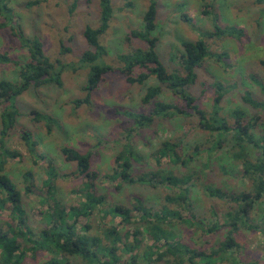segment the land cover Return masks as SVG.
<instances>
[{"label":"rangeland","instance_id":"obj_1","mask_svg":"<svg viewBox=\"0 0 264 264\" xmlns=\"http://www.w3.org/2000/svg\"><path fill=\"white\" fill-rule=\"evenodd\" d=\"M74 1L13 0L11 3L13 25L19 26L28 38H39L45 54L65 66L62 88L46 86L25 92L18 98L21 116L6 138L5 148L0 145V167L22 194L26 225L34 233L33 239L49 226L46 217L53 209L62 207L67 212L73 208L81 209L88 193L92 192L96 196H104L106 203L100 208L102 210L96 208L90 216L77 218V229L83 234L100 237L104 245L112 246L106 234L115 228L121 238L117 252L120 264L130 260V253L121 251L125 242L135 246L132 255L137 256L139 264H164L156 262V259L158 253L167 250L166 247L163 243L155 245L137 224L140 213L134 207L141 202L155 211L167 208L189 217L185 205L170 200L177 197L179 189L169 188L154 177L155 172L167 170L174 176L193 177L189 184L192 186L189 201L191 212L196 217V224L175 217L172 219L175 226L170 229L184 242L210 254L225 240L230 230L225 225L226 215L236 205L208 196L205 186L228 192L253 189V182L243 172L242 161L234 156L233 143L227 139L222 147L209 151L215 143V136L200 126V118L196 114L188 118H156L146 128L134 127L128 113L150 115L154 109L153 103H143L148 88L158 84L154 78L142 85L129 84L123 74L113 72L101 83L90 104L76 107L74 101L85 98L83 89L88 77V69L81 68L79 63L82 54L89 49L84 31L88 25L98 26L101 8L100 0H78L76 6ZM111 1L113 18L102 39L108 55L103 60L119 69L123 65L117 58L118 54L146 46L138 39L129 40L127 37L132 30L142 29L151 0ZM154 1L159 11L157 51L168 71L182 72L183 42L203 39L208 45L212 56L198 70L199 78L190 90L208 116L214 112L216 92L213 84L216 83L225 87L220 116L226 118L231 126L235 123L231 113L236 108L247 109L251 116H261V112H253L243 103L242 96L250 91L254 98L264 100L260 86L252 81V76H255L259 83L264 84V0ZM184 16L189 20L186 21ZM4 23L5 18L0 17V52L8 53L14 60H25L27 50L21 48L9 23V26H1ZM216 26L221 29L237 27L244 31V37L237 40L215 35ZM64 48L70 51L61 54ZM18 71L19 68L12 63L0 64V79L15 81ZM157 101L181 103L165 87ZM5 107L0 103V131ZM32 111L53 119L50 132L44 121L33 120ZM24 133L36 142L32 150L23 139ZM257 137H264V127L257 129ZM166 141L179 145L176 151L184 162L176 163L168 157H161L159 164L158 151ZM63 147L92 154L91 171L96 175L92 189L88 188L92 180L80 174L76 163L65 160L61 152ZM193 150L198 151V156L186 162ZM249 150V158L255 161L257 152ZM129 151L137 156V160L130 159L132 177L137 180L147 175L153 184H127L116 176L121 163L117 158ZM3 198L4 194L0 192V199ZM113 206L130 209L132 225L126 226L121 217L106 214ZM8 222L14 227L18 224L11 217L10 204L0 208V223ZM248 222L235 234L240 248L234 249L224 261L214 264H264V199ZM214 223L220 228L213 233H206L198 227L202 224L207 230ZM127 232L129 238L126 237ZM19 243L26 253L24 264H42L51 257L48 252L32 250V244L21 235Z\"/></svg>","mask_w":264,"mask_h":264},{"label":"trees","instance_id":"obj_2","mask_svg":"<svg viewBox=\"0 0 264 264\" xmlns=\"http://www.w3.org/2000/svg\"><path fill=\"white\" fill-rule=\"evenodd\" d=\"M12 1L0 0V17H4L6 20V23L1 26L11 25L14 37L20 43L21 48L27 50L28 57L25 60H14L10 58L8 53L0 52L1 65L12 63L19 68L15 81L0 79V103L6 106L1 115L0 145L2 148H5L6 138L11 130L17 126L18 118L21 116L17 104L18 98L25 92L38 90L46 86L53 85L62 88V75L65 70V66L60 61H53L45 54L43 44L39 38H28L19 26L13 25ZM77 1H74V6H76ZM100 8L98 26L94 28L88 25L84 31L89 49L82 54L79 63L81 68L88 69L87 82L83 89L86 95L83 99L75 100L74 104L76 107L90 104L92 96L99 89L101 83L105 81L107 75L116 71L123 74L129 84L142 85L150 78H154L158 84L149 87L143 98V103H153L154 109L150 115L128 113L134 127L138 129L146 128L152 125L156 118L168 120L175 117L188 118L196 114L200 118V126L215 136V143L209 151L222 147L227 139L233 143L234 156L242 161L243 172L253 182V189L249 192H228L221 188L205 186V192L208 196L228 200L236 205V208L226 215L225 225L230 227V230L217 250L213 249L207 255L194 247L192 243L184 242L178 233L170 229L175 226L172 223V219L175 217L196 224L194 221L196 217L191 212V202L189 201L192 188L189 184L193 182L192 176L178 177L167 170L154 173V177L159 178L165 186L179 189L180 193L177 197L170 200L185 205L189 217H183L179 212H173L167 208H164L163 211H155L152 208L145 207L141 202L134 207V210L140 213L137 224L143 228V231L155 245L163 243V246L167 249L163 253H158L156 262L164 264H214L222 262L227 256L233 254L234 249L240 248L235 234L241 227L249 223L252 213L264 199V137H257V129L264 127V100L254 98L253 94L247 91L242 96L243 103L253 112H261L262 115L251 116L247 109L236 108L231 113L235 120L234 125L231 126L226 118L220 116L225 87L220 83H216L213 84L216 92L214 112L209 117L190 91L199 78L198 70L203 67L205 60L212 56L208 45L203 39L195 42H183L182 72L168 71L157 51L159 38L156 36V32L159 11L154 0H151L144 15L142 29L132 30L130 37H127L145 43V48H138L127 54H118L117 58L123 66L115 69L103 60L108 55V49L102 42L113 18L112 1L100 0ZM184 19L189 20L186 16H184ZM215 28V35L218 36L234 37L237 40H242L244 37V31L237 27L221 29L216 26ZM69 51L70 49L64 48L61 54ZM262 64L264 65V61ZM252 81L260 86L264 94V84L259 83L255 76H252ZM163 87L168 89L181 103L171 104L157 101V98L163 93ZM30 115L35 122L44 121L49 132L51 131L54 124L52 118L37 111H32ZM23 139L31 150L36 146V142L32 141L28 134L24 133ZM178 146V144H172L170 141L164 142L162 148L158 151L159 164L161 163V157H168L176 163L184 162L182 157L177 154L176 149ZM198 149L196 147V150ZM249 149L257 152L255 161L249 158ZM194 150L188 159H185L186 162L196 159L198 151L194 152ZM61 152L67 162L76 163L81 175L92 180L88 185L89 190L92 189V182L96 177L91 171L92 154H82L70 147H63ZM131 158L137 160V156H134V153L130 151L117 158V162L121 163L119 165L120 172H117L116 176L127 184L137 182L144 185L153 184L152 179H147V175L139 177L137 180L132 177ZM0 192L4 194V198L0 199V208L2 209L6 204H10L11 217L18 223L15 227L9 222L0 223V260L2 264H24L26 253L19 243L20 235L32 244V250L51 254V257L42 264H120L117 252L120 249L118 241L121 238L115 228L109 231L108 235L106 234L107 239L112 244V246H107L104 245L100 237L81 233L76 225L77 218L80 216L88 217L96 208L100 209L105 205L106 198L104 196H96L94 193L89 192L87 201L81 209L73 208L68 212L62 207L53 209L46 217L49 226L42 230L36 239H33L35 235L29 225H26L27 218L23 207L22 194L14 181L4 172L3 167H0ZM106 214L121 217L122 223L126 226L132 225L131 210L128 208L113 206L106 211ZM71 220L74 221L70 223ZM198 227L206 233L216 232L220 228L217 223H214L207 230L202 224H198ZM126 237L129 238L128 232ZM134 248L135 246H130L126 242L122 245L121 251L130 253V260L126 264H139L137 256L132 255Z\"/></svg>","mask_w":264,"mask_h":264}]
</instances>
